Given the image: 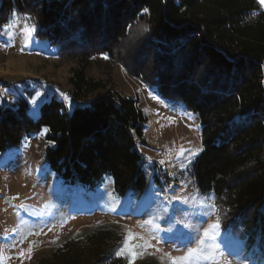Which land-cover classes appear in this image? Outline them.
<instances>
[{
	"label": "trees",
	"instance_id": "obj_1",
	"mask_svg": "<svg viewBox=\"0 0 264 264\" xmlns=\"http://www.w3.org/2000/svg\"><path fill=\"white\" fill-rule=\"evenodd\" d=\"M13 13L30 18L34 37L77 68L70 106L51 95L32 117L27 85L12 106H0V152L45 127V163L65 182L91 190L108 175L118 197L142 193L147 176L136 145L148 119L136 99L87 76L90 61L106 56L197 115L194 187L211 198L223 232H239L264 252V9L257 0H0V30ZM119 244L115 226L101 225L36 264H126Z\"/></svg>",
	"mask_w": 264,
	"mask_h": 264
},
{
	"label": "rangeland",
	"instance_id": "obj_2",
	"mask_svg": "<svg viewBox=\"0 0 264 264\" xmlns=\"http://www.w3.org/2000/svg\"><path fill=\"white\" fill-rule=\"evenodd\" d=\"M24 23L25 17L12 16L0 30V106H12L13 95L23 94L27 85L34 90L28 112L35 117L51 95L72 104L69 78L77 63L57 56L33 31L30 36L22 35ZM9 24L14 26L5 32ZM87 76L121 96L136 99L146 115L144 142L136 145L144 160L146 186L139 195L126 193L120 198L108 175L91 190L75 181L65 182L45 163L47 128L24 137L18 146L0 152V264H36L64 240L101 225L115 226L120 237L117 251L129 233L135 237L121 255L126 264H168L166 253L182 256L196 246L195 241L187 242L185 225L195 235L196 229L202 232L216 221L211 198L196 191L189 171L201 150L197 115L179 101L160 98L154 88L130 77L106 56L90 61ZM95 94L78 101L86 102ZM218 240L239 253L228 257L231 264H264L260 245L254 242L248 247L239 232L221 229ZM145 241L151 247H143ZM138 244L142 247H134Z\"/></svg>",
	"mask_w": 264,
	"mask_h": 264
},
{
	"label": "snow or ice",
	"instance_id": "obj_3",
	"mask_svg": "<svg viewBox=\"0 0 264 264\" xmlns=\"http://www.w3.org/2000/svg\"><path fill=\"white\" fill-rule=\"evenodd\" d=\"M258 3H260L261 7H264V0H258ZM13 16H16V14L13 13ZM28 19L30 18L25 17V23L21 29L22 35L26 36H30L31 32L35 30L34 26L32 28L28 27V24L26 22ZM13 26V24H9L5 28V32H7L8 28ZM40 95V93H37V97H39ZM62 95H64L65 100H68L66 94ZM32 103H37V100L34 98ZM182 153L183 149H181V154ZM192 155L195 156L196 153H192ZM203 215H205L206 217L207 214L205 213ZM147 223H151V221H148ZM184 227L186 229H189L188 233H186V235H188L189 237L187 242L193 243V241H195L196 246L188 248L187 252H185L182 256L172 257L170 254L166 253L165 256L168 257V264H231V261L228 259V257H237L239 255L237 251H234L229 247L223 246V242L218 240L221 230V224L218 215L216 221L208 224V227L203 228L202 232H200L199 229H196L195 235H193V230L191 229V226L185 225ZM133 239H135V237L131 233H129L125 237L124 247L119 249L116 252V255H123L124 252L128 249L129 241ZM134 247L139 248L142 247V245L138 244ZM143 247H151V244L145 241ZM157 251H159V249H157ZM21 255H23V253H21ZM129 264H131V261L129 262Z\"/></svg>",
	"mask_w": 264,
	"mask_h": 264
},
{
	"label": "bare ground",
	"instance_id": "obj_4",
	"mask_svg": "<svg viewBox=\"0 0 264 264\" xmlns=\"http://www.w3.org/2000/svg\"><path fill=\"white\" fill-rule=\"evenodd\" d=\"M261 263V262H260Z\"/></svg>",
	"mask_w": 264,
	"mask_h": 264
}]
</instances>
